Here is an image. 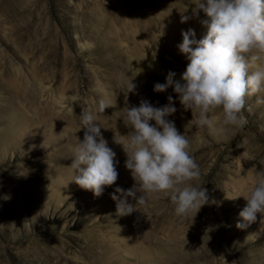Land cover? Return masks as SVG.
Masks as SVG:
<instances>
[{
	"label": "rangeland",
	"instance_id": "1",
	"mask_svg": "<svg viewBox=\"0 0 264 264\" xmlns=\"http://www.w3.org/2000/svg\"><path fill=\"white\" fill-rule=\"evenodd\" d=\"M185 2L0 0V264H264L260 214L237 228L243 196L264 172V104L247 97L248 124L218 123L213 135L197 126L173 88L154 91L169 71L180 79L186 70L182 32L194 29L196 40L206 33L196 18L181 23L195 7L174 9ZM169 95L177 111L168 119L192 140L202 170L191 183L207 189L209 202L182 217L169 198L154 196L119 216L111 193L134 180L123 146L114 142L131 129L123 121L114 128L115 118L141 100L166 105ZM100 98L115 105L97 120L116 152L119 177L94 199L69 173L75 174L70 159L86 131L80 115L83 108L97 112ZM213 114L222 120L220 109ZM11 136L18 140L6 149ZM56 175L77 186L59 200L45 193Z\"/></svg>",
	"mask_w": 264,
	"mask_h": 264
},
{
	"label": "clouds",
	"instance_id": "2",
	"mask_svg": "<svg viewBox=\"0 0 264 264\" xmlns=\"http://www.w3.org/2000/svg\"><path fill=\"white\" fill-rule=\"evenodd\" d=\"M193 5L192 15H181V23L196 18L206 33L196 40L194 29L182 32L178 48L189 61L186 70L180 79L169 71L166 82L156 83L154 91L173 88L184 110H191L197 126L207 128L210 134L217 133L218 123L221 128L243 129L248 124L246 98L258 96L257 103L264 104V98L259 97L264 93V0H198ZM201 11L206 17L202 20ZM129 87L133 91L136 86L131 81ZM167 99L160 107L141 100L139 106L124 108L123 122L131 131L124 140L114 137V142L123 146L125 167L134 184L127 190L116 187L111 193L119 216L140 210L154 196L169 198L175 214L182 217L209 202L207 189L191 183L201 179L202 170L192 153V140L168 119L177 108L172 95ZM110 107L115 105L100 98L97 112L83 108L80 124L86 131L74 149L70 166L75 170V183L96 197L119 177L116 152L108 146L97 122V113ZM216 109L221 110L222 120L213 114ZM129 197L136 203H130ZM243 197L246 205L239 212L237 228L255 223L258 214L264 223V172L250 194Z\"/></svg>",
	"mask_w": 264,
	"mask_h": 264
},
{
	"label": "bare ground",
	"instance_id": "3",
	"mask_svg": "<svg viewBox=\"0 0 264 264\" xmlns=\"http://www.w3.org/2000/svg\"><path fill=\"white\" fill-rule=\"evenodd\" d=\"M180 1H186L185 2V4H186V6L183 4V3H181V4H179V5H177L174 9H177V10H184V11H186L187 9L186 8H188L189 7V5L190 6H192L193 4H195L196 3V1L197 0H180ZM166 8V7H165ZM171 9V8H170ZM192 9V8H191ZM113 86V85H112ZM111 86V87H112ZM124 90V89H123ZM126 91V90H125ZM117 100V99H116ZM123 101H125V98L123 99ZM16 116V115H15ZM123 116H124V114H123V112L122 113H119V115H117L116 116V118H115V125H116V127H114V128H117V129H119V130H121L122 129V125H120L119 126V123L120 122H122L123 121ZM99 118V117H98ZM74 120V119H73ZM97 122L100 124V126H101V132H102V135H103V137H105L104 135H105V132H104V126L102 125V123L101 122H99V120H97ZM36 127V126H35ZM34 127V128H35ZM40 128V127H39ZM42 128V127H41ZM38 129V128H37ZM37 129H35V130H37ZM118 130V131H119ZM24 131V130H23ZM37 131H39V130H37ZM124 131V130H123ZM123 133V132H122ZM19 134V133H18ZM25 134V133H24ZM38 134V133H37ZM41 134V133H40ZM120 134V133H119ZM26 135V134H25ZM29 135H31V134H29ZM24 136V135H23ZM35 136V135H34ZM116 136H118V134L116 133ZM18 137V136H17ZM19 137H21V136H19ZM30 137V136H29ZM33 137V136H32ZM24 138H26V137H24ZM28 138V137H27ZM6 141H5V144H3L2 146H5V148L7 149V147L9 146V145H11V144H13L14 142H17V140H16V137H14V136H11V137H9V138H7L6 137V139H5ZM117 140H120V138L118 137V139ZM111 141V140H110ZM26 142V141H25ZM2 143V142H1ZM15 144V143H14ZM12 146V145H11ZM109 146V145H108ZM74 147V146H73ZM110 147V146H109ZM73 149V148H72ZM3 150V149H2ZM10 150V149H9ZM74 150V149H73ZM4 151H6V150H4ZM73 155H74V153H73ZM73 159H74V157L72 158L71 157V159H70V163L72 164V162H73ZM75 173V172H74ZM75 176V174H73L72 172L71 173H69V176ZM69 176L67 175V178H69ZM73 179V178H72ZM64 180H66V177H64V176H54L53 177V182H54V184H53V187L54 188H52V189H49L48 188V190L47 191H45V193H46V195L49 197H55V198H58V200H59V198H62L66 193H67V191H69L70 189H75V188H77V186L76 185H74L73 186V184H71V185H66L65 184V182H64ZM71 180V179H70ZM74 184H76L75 182H74ZM51 188V187H50ZM89 192L91 193L90 194V197L91 198H94L95 199V195H94V193L92 192V191H89L88 190V195H89ZM51 193V194H50ZM86 196H87V194H86ZM89 198V197H88ZM97 199H98V197H96ZM90 199V198H89ZM98 201V200H97ZM124 228V227H123Z\"/></svg>",
	"mask_w": 264,
	"mask_h": 264
}]
</instances>
